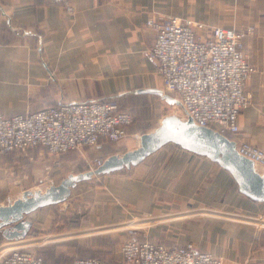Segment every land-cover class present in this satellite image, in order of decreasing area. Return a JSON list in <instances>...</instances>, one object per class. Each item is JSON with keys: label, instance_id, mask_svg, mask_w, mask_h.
<instances>
[{"label": "crops", "instance_id": "0c3cea01", "mask_svg": "<svg viewBox=\"0 0 264 264\" xmlns=\"http://www.w3.org/2000/svg\"><path fill=\"white\" fill-rule=\"evenodd\" d=\"M71 1L72 14L50 0H0V113L117 100L144 95L133 94L139 89L161 88L146 54L155 39L146 26L149 19L172 15L239 32L254 26V34L244 39L256 68L249 82L252 105L240 115L239 137L264 149V0ZM137 134L130 130L132 138L121 149H136ZM119 154L116 149L105 158ZM176 154L173 166L154 185L141 179L111 180L120 204L101 201L75 219L70 208L61 216L57 205L39 209L26 216L32 227L19 241L5 239L0 230V264L25 247L40 252L44 264H74L95 257L92 253L109 264H124L119 247L135 211L156 223L146 227L143 239L171 247L193 243L224 264H264V202L242 194L233 176L209 158L182 148ZM11 164L0 155V206L33 187L13 192L5 179Z\"/></svg>", "mask_w": 264, "mask_h": 264}, {"label": "built area", "instance_id": "2783aa9c", "mask_svg": "<svg viewBox=\"0 0 264 264\" xmlns=\"http://www.w3.org/2000/svg\"><path fill=\"white\" fill-rule=\"evenodd\" d=\"M50 1L74 13L71 0ZM146 26L155 33L146 54L157 68L163 91L183 104L185 120L190 116L197 125L229 137L241 155L264 170V149L239 137V118L252 105L249 82L256 72L245 54L244 33L172 15L149 19ZM132 123L133 116L111 99L68 102L11 116L0 113V155L41 148L61 156L100 147L126 138ZM103 162L97 160L91 169ZM129 232L121 247L124 264H224L193 243L169 247L142 239L133 229ZM1 264H44V260L16 249ZM74 264L107 263L89 257Z\"/></svg>", "mask_w": 264, "mask_h": 264}, {"label": "rangeland", "instance_id": "374dc122", "mask_svg": "<svg viewBox=\"0 0 264 264\" xmlns=\"http://www.w3.org/2000/svg\"><path fill=\"white\" fill-rule=\"evenodd\" d=\"M254 32V26H251L247 30L242 31L245 36L248 34H254ZM156 77L158 79V85H160L161 82V88L159 89L163 90L162 81L159 74ZM51 80H54L53 76L51 77ZM115 101L119 104L121 110L126 111L133 116V123L128 128V136L122 139L121 141L113 143H104L100 147H83L78 151H73L61 156H51L41 148H36L25 152H13L2 154L3 157H8L9 159H11L12 162L11 166L6 171L5 179L7 180V182H9V186L12 187V189L14 190L13 192L19 191L21 189L23 190L24 186L29 185L33 186L31 189H40L44 192L50 187L51 184L59 185L70 174H80L92 170L91 168L97 160H106V158L108 157L105 158V156L111 155V152L116 149L120 151L119 155H123L124 153H126L128 149L121 148L122 145L127 142V139H129L130 137L132 138V136L129 135L130 130H134L139 133L137 135H141L155 130L160 125V122L167 116L174 115L182 120H185L186 118V112L181 106L169 105L166 101L162 100L160 97L155 95H129L125 96L122 99H117ZM180 149L181 148L175 144H168L161 150L147 158L144 162H142L138 166L132 167L129 170H124L105 176H95L89 181L79 183L77 187L73 190L71 197L68 199V201L64 204L56 206V215L61 216L60 213L64 209L70 208L73 209L72 211L75 216L73 219L81 218L86 215L85 213L90 211L91 206H95L101 201L120 204V199L117 196V192L112 189V187H110L109 183L111 180L117 177L124 178L129 181L141 179L143 182L150 186L154 185L157 180L163 177L164 171H166L167 168L173 166V162L177 155V150ZM39 167H43L44 169L42 171H39ZM261 171L263 170L261 169L260 172ZM143 176L146 178H143ZM77 214H79V217H76ZM130 214L131 223H129V228L125 232L124 240L128 238L130 229L135 230L142 239L145 238V236H147L146 227H148V225H156V223L150 221L153 220L152 216L148 217V215H143L142 213H138L136 211L130 212ZM61 218L64 219V221L69 219L64 215H62ZM124 240L122 241L119 247L120 253ZM153 242L160 241L153 240ZM24 249L22 250H29V252L41 256L40 252H38L34 248L25 247ZM78 256L81 255L78 254ZM91 256H95L94 258H99L103 261L106 260L104 257H102V255H99V253H92ZM3 259L1 261H3ZM104 262L107 263L106 261Z\"/></svg>", "mask_w": 264, "mask_h": 264}, {"label": "water", "instance_id": "95a60500", "mask_svg": "<svg viewBox=\"0 0 264 264\" xmlns=\"http://www.w3.org/2000/svg\"><path fill=\"white\" fill-rule=\"evenodd\" d=\"M133 94L157 95L169 105L184 109L179 99L161 89H139ZM135 138L136 149L123 155H112L94 170L70 174L59 185L51 184L44 192L40 189L24 190L15 201L10 200L8 205L0 206V230L5 239H25L32 227V222L26 216L45 207L66 203L79 183L95 176L129 170L168 144L209 158L233 176L242 194L256 202H264V170L260 172L251 159L241 155L232 139L214 129L197 125L190 116L186 120L174 115L167 116L155 130L136 135Z\"/></svg>", "mask_w": 264, "mask_h": 264}]
</instances>
